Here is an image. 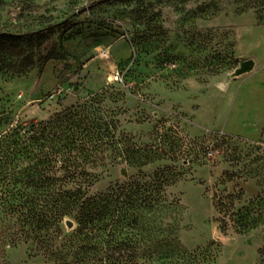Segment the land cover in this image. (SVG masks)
I'll list each match as a JSON object with an SVG mask.
<instances>
[{
    "label": "rangeland",
    "instance_id": "1",
    "mask_svg": "<svg viewBox=\"0 0 264 264\" xmlns=\"http://www.w3.org/2000/svg\"><path fill=\"white\" fill-rule=\"evenodd\" d=\"M262 2L5 0L0 30H45L0 47V118L12 119L0 132L100 101L117 144L94 170L102 176L91 193L128 182L122 167L142 182L170 167L176 179L167 188L182 203L174 216L183 250L153 264H259L264 218L242 232L218 204L231 194L234 212L254 200L264 214ZM247 58L255 69L232 77ZM116 69L122 80L110 82ZM134 148L150 154L141 173L129 163ZM12 173L0 174V264H58L27 238L34 226L18 221Z\"/></svg>",
    "mask_w": 264,
    "mask_h": 264
},
{
    "label": "trees",
    "instance_id": "2",
    "mask_svg": "<svg viewBox=\"0 0 264 264\" xmlns=\"http://www.w3.org/2000/svg\"><path fill=\"white\" fill-rule=\"evenodd\" d=\"M4 4L0 0V11ZM43 30H0V47L30 43L42 37ZM100 111V101L85 100L48 119L25 124L20 120L0 132V174L13 172L14 186L19 188L18 221L23 227L34 226L27 238H34L58 264H153L174 259L183 250L179 219L174 216L182 203L169 195L167 187L176 181L170 167L155 172L151 181L130 175L128 182L114 189L91 193L102 176L94 170L106 163L108 146L117 144L115 125L110 126ZM10 123V116L0 118V126ZM139 152L134 148L128 157L137 173L151 160L150 154ZM235 198L231 194L229 201L220 198L218 210L237 215L238 230L263 224L262 204L253 200L234 212ZM66 216L77 222L70 233L64 228ZM221 229H226L225 223ZM260 259L264 264V248Z\"/></svg>",
    "mask_w": 264,
    "mask_h": 264
},
{
    "label": "water",
    "instance_id": "3",
    "mask_svg": "<svg viewBox=\"0 0 264 264\" xmlns=\"http://www.w3.org/2000/svg\"><path fill=\"white\" fill-rule=\"evenodd\" d=\"M255 60L253 58H247L239 63V66L232 72V77H239L241 75H244L247 72H251L255 69ZM121 174H123L126 178L129 177V174L127 173V169L125 167H122L120 169ZM66 227L69 231H71L73 228L76 227V223L74 220H71L69 218H66L65 220Z\"/></svg>",
    "mask_w": 264,
    "mask_h": 264
},
{
    "label": "built area",
    "instance_id": "4",
    "mask_svg": "<svg viewBox=\"0 0 264 264\" xmlns=\"http://www.w3.org/2000/svg\"><path fill=\"white\" fill-rule=\"evenodd\" d=\"M122 80V71H120L119 69H116L115 72L112 74V76L110 77V82L112 81H121ZM212 150H210L208 152V154L211 156L212 155Z\"/></svg>",
    "mask_w": 264,
    "mask_h": 264
}]
</instances>
